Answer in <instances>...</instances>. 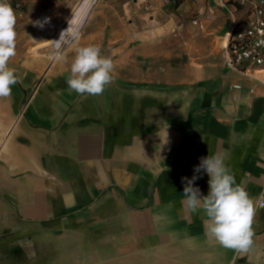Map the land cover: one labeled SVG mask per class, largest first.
Returning a JSON list of instances; mask_svg holds the SVG:
<instances>
[{"label":"crops","instance_id":"0c3cea01","mask_svg":"<svg viewBox=\"0 0 264 264\" xmlns=\"http://www.w3.org/2000/svg\"><path fill=\"white\" fill-rule=\"evenodd\" d=\"M179 1L97 0L62 64L97 45L113 80L97 96L51 92L15 128L0 166V264H264V208L251 250L225 249L187 209L181 179L226 154L236 182L264 194V71L227 67L218 0Z\"/></svg>","mask_w":264,"mask_h":264},{"label":"clouds","instance_id":"9594fccd","mask_svg":"<svg viewBox=\"0 0 264 264\" xmlns=\"http://www.w3.org/2000/svg\"><path fill=\"white\" fill-rule=\"evenodd\" d=\"M16 23V12L9 0H0V98L10 97L12 86L18 83L14 69L8 66L16 56ZM33 24L43 27L41 21H34ZM66 32L61 33L59 40L51 41L50 59L67 62L62 42ZM114 71L113 59L104 56L99 46H81L75 49L66 84L69 90L78 94L102 95L112 82ZM226 160V154H209L200 158L191 179L181 178L184 203L190 212L203 211L206 237L225 249L247 253L254 242L255 215L258 209L264 208V194L260 198H252L243 183L236 182ZM201 172H206L209 177L207 195L194 186ZM168 207L171 208V205Z\"/></svg>","mask_w":264,"mask_h":264},{"label":"rangeland","instance_id":"374dc122","mask_svg":"<svg viewBox=\"0 0 264 264\" xmlns=\"http://www.w3.org/2000/svg\"><path fill=\"white\" fill-rule=\"evenodd\" d=\"M81 1L26 0L22 15H17L16 56L9 61L8 66L14 69L18 83L12 86L10 97L0 98V166L19 123L30 121L39 108L48 106V96L51 92L67 88L70 64L65 65L49 58L52 45L45 44L51 42L54 36L48 32L36 31L33 20L39 14L45 13L52 18L55 25L60 24L65 28ZM92 9L85 16L76 35L68 36L63 41L65 52L81 38ZM215 44L218 47V44Z\"/></svg>","mask_w":264,"mask_h":264},{"label":"built area","instance_id":"2783aa9c","mask_svg":"<svg viewBox=\"0 0 264 264\" xmlns=\"http://www.w3.org/2000/svg\"><path fill=\"white\" fill-rule=\"evenodd\" d=\"M17 15H22L25 0H9ZM218 6L230 17V30L224 45L228 68L245 75L264 71V0H218ZM213 14V13H212ZM210 15H198L192 24L205 29ZM34 21L43 22V27H33L39 33H50L55 25L50 16L41 13Z\"/></svg>","mask_w":264,"mask_h":264},{"label":"bare ground","instance_id":"6f19581e","mask_svg":"<svg viewBox=\"0 0 264 264\" xmlns=\"http://www.w3.org/2000/svg\"><path fill=\"white\" fill-rule=\"evenodd\" d=\"M95 2H96V0H82L78 4V6H76L74 12L72 13V15L70 17V21L65 28H63V26L60 24L59 25H53L52 29H55V30L50 31V34H52L54 36L52 41L59 40L61 37V33L66 32L67 29H69V30H68V32H66L64 34L62 42L64 40H66V38L68 36L74 37L76 35V33L78 32L77 30H78L79 26L83 23L85 16L90 12V10L92 9ZM57 29H58V31H57ZM45 45H51V42L46 43Z\"/></svg>","mask_w":264,"mask_h":264},{"label":"trees","instance_id":"16d2710c","mask_svg":"<svg viewBox=\"0 0 264 264\" xmlns=\"http://www.w3.org/2000/svg\"><path fill=\"white\" fill-rule=\"evenodd\" d=\"M180 1L179 0H177V4H173L172 6H171V8L172 9H175V8H177L178 6H179V3Z\"/></svg>","mask_w":264,"mask_h":264}]
</instances>
